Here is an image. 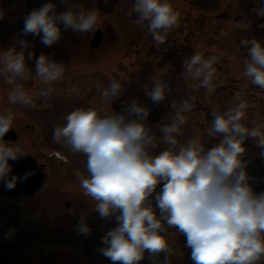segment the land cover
Masks as SVG:
<instances>
[{
    "label": "clouds",
    "instance_id": "clouds-1",
    "mask_svg": "<svg viewBox=\"0 0 264 264\" xmlns=\"http://www.w3.org/2000/svg\"><path fill=\"white\" fill-rule=\"evenodd\" d=\"M63 3L67 10L59 13L52 0L33 9L24 17L23 34L40 37L44 45L52 46L61 39V24L64 30L82 34L98 29V9L70 5L68 0ZM131 11L137 16V24L146 27L158 45L165 42L180 18L170 0H133ZM257 15L264 17V6ZM241 45L247 50L242 75L264 89V44L253 38L242 40ZM29 47L27 41L18 39L0 51V77L10 86V104L35 108L38 99H50L54 94L52 85L64 78L66 65L30 52L28 58L36 63L33 75L26 63ZM218 61L216 55L205 58L194 54L182 67L188 78L211 93L216 75L213 65ZM30 79L41 83L31 93L25 88ZM97 91L101 103L111 105L125 91L124 81L113 79ZM171 91L169 82L156 76L151 87L145 85L146 95L155 104ZM71 92L78 93L79 89L73 87ZM194 101L195 97L189 96L171 103L173 111L164 118L167 122L155 126L159 138L145 123L150 110L137 100L121 113L108 115H102L98 107L76 108L66 115L64 125L54 128V142L87 158L88 175L77 178L83 196L94 201L92 210L103 219L115 217L117 227L106 233L102 238L106 247L99 249L112 264H139L145 253L153 264L164 253L163 264H171L169 229L186 238L193 264H260L264 260V192L253 190L243 159L248 138L254 139L264 156V125L248 127L244 123L249 105L242 100L223 112L211 113L206 137H222L215 146L206 150L200 137L181 143L177 137L187 122L186 113L195 108ZM13 123L12 111L0 112V180L9 190L15 188L18 179L31 175L9 178V160L27 155L17 142L3 139ZM160 143L168 147L153 154ZM161 183L163 187L157 192ZM77 230L85 235L91 231L83 215Z\"/></svg>",
    "mask_w": 264,
    "mask_h": 264
},
{
    "label": "rangeland",
    "instance_id": "rangeland-1",
    "mask_svg": "<svg viewBox=\"0 0 264 264\" xmlns=\"http://www.w3.org/2000/svg\"><path fill=\"white\" fill-rule=\"evenodd\" d=\"M6 1L8 0H0V6ZM48 2L49 0H31L30 12ZM52 2L56 3L58 13L67 10L63 0ZM68 2L70 5L96 8L101 12V23L97 29L102 31L99 45L95 46L92 43L95 32L82 34L71 29L64 30L63 24L60 25L61 39L52 46L44 45L40 37L23 34V20L13 24L2 23L0 27V51L13 46L18 39L30 44L25 56L27 66L33 75L36 63L34 58H28L30 52L34 53L35 57L45 54L66 65L64 78L52 85L55 89L54 94L50 99H38L35 108L10 104L7 100L10 86L0 77V112L7 110L13 112L14 122L20 121L16 142L20 143L27 154L36 156L40 162H46L47 170L51 168L53 160L52 157L50 159L43 157L42 151L45 154H56L58 158L69 162L67 167L76 169L79 175L80 172L87 174L86 156L73 153L66 145L53 140L54 128L64 125L66 115L76 108L98 107L102 110V115H108L112 111L121 113L132 100H137L150 110L145 123L153 128L158 138L160 133L155 126L167 122L164 118L173 111L170 106L173 101L194 96L196 102L194 109L197 107L198 110H207L211 106L210 103L212 104L210 93L202 91V87L200 94L192 90L193 81L180 65L182 52L178 50L184 46L188 49L193 48L196 51L194 54H201L205 58L218 56L219 61L213 66H217L222 75H227L231 82L238 81L241 89H246L250 81L242 75L245 60L240 59L235 44L238 27L231 25L227 33L213 37V23L218 15L228 14L237 18L241 15L239 5H242L251 18L250 25L245 31L251 39L255 38L264 44V17L257 15L258 9L264 6V0H224L210 9L195 8L189 0H170L180 13V18L172 29L175 35L171 37V41L174 44L165 50L163 48L166 40L163 44H156L146 27L137 24V20H132L137 19V16L134 14V17L130 18L132 11L128 10V7L133 0H68ZM116 2L123 7L117 6ZM195 19H203L206 22L207 35L198 36L193 42L178 40V37L182 38L183 33L193 29ZM188 53L186 52V55ZM191 56L192 54H189L187 58ZM219 73L216 72L215 79L220 77ZM153 76L168 81L174 90L172 97L167 95L160 104H155L145 92V85L151 87ZM113 79L124 81L125 91L114 99L111 105L107 102L101 103L97 89L107 87ZM227 83V79H222L215 86L219 88L226 86ZM40 87L38 79L25 82V88L30 93ZM73 87L79 89V92H71ZM202 113L205 118L207 112ZM186 117L187 122L182 127V134L177 137L181 143H186L193 137H200L207 150L216 143V139L221 140L222 137H206L210 122L204 125L202 119L192 117L190 113H186ZM22 119L25 121L22 122ZM25 124L34 125V128H28ZM246 143L247 140L244 144ZM166 147H168L166 144L160 143L157 149L153 150V154H158ZM257 150L260 151L259 148ZM260 153L246 148L243 156L247 161L249 183L257 193L264 192V156ZM53 180L54 184L66 187L64 179L56 181L54 177ZM50 181L49 179L48 182ZM67 186L76 190L67 197L71 208H66L62 201L57 207V212L54 210L55 207L51 208L46 202L30 204L22 198L12 204L9 203L11 201L0 198V264H112L99 249L106 247L102 243L106 233L117 227L115 217L101 218L98 212L92 210L94 201L84 205L82 202V205L79 203L86 197L80 194L83 190L80 188L78 178L67 181ZM162 187L163 184H159L156 191L159 192ZM61 195L56 194L58 198H63ZM154 196L155 193L153 198ZM153 206L155 207L154 199ZM155 211L159 215V209L155 208ZM82 215L91 228L87 235L77 230ZM167 239L173 249L171 264H193L191 249L186 247V238L182 234L176 233L175 229H169ZM164 259L165 254L161 253L156 264H163ZM139 264L153 262L145 253V259ZM260 264H264V260Z\"/></svg>",
    "mask_w": 264,
    "mask_h": 264
},
{
    "label": "trees",
    "instance_id": "trees-1",
    "mask_svg": "<svg viewBox=\"0 0 264 264\" xmlns=\"http://www.w3.org/2000/svg\"><path fill=\"white\" fill-rule=\"evenodd\" d=\"M224 0H189V2L192 4L193 7L199 8V9H210L213 8L215 5L220 3ZM117 6L120 8L123 7L122 4L116 2ZM131 3L128 7V10L132 9ZM31 9V0H8L5 3H3L0 6V27L2 23H8L12 24L16 21L23 20L24 17L30 12ZM240 13L241 15L237 18H233L232 16L228 14H221L218 15L213 23L212 28V35L213 37H219L224 33H227L229 30V27L231 25H235L238 27V30L235 34V44L238 47L239 51V57L242 60H245L247 58V50L241 45L242 40L251 39L250 35L245 31L246 28L249 27L251 18L248 14L247 10L242 6L239 5ZM122 10V9H121ZM131 17H134V13H131ZM132 19V18H131ZM137 20V19H132ZM175 35L172 30L168 33V35L165 37L166 43L164 44V48L168 49V46L173 45L171 41V37ZM207 35V24L203 19H195L193 21V29L189 30L186 33L182 34V38L178 37L179 39H182L185 42H193L197 40V37H205ZM133 45V44H132ZM192 46V45H191ZM190 46V47H191ZM190 49V50H189ZM184 46L181 48V50H178V52H182L181 57V63L180 65H183L184 60L187 59V56L189 54L193 55L194 52H196L193 48H189ZM189 50V53H188ZM186 52L188 55H186ZM179 65V66H180ZM217 66H214L216 72H220ZM220 77L213 80V91L210 93V100L212 104L207 110H198L196 107V110H192L190 112V115L192 117H197L203 120L204 125L211 123L212 116L211 113L213 111L215 112H223L229 107H233L236 104H238L240 101H247L249 107L246 112V118L244 120V123L248 127H252L255 124H261L264 125V89H260L257 86L252 85L249 82V85L246 89H241L239 87L240 84H238V81H230L228 76L222 75L220 72ZM222 79H227L228 83L226 86L223 87H216L215 84L218 83V81ZM172 88V84H170ZM196 91L198 94L200 92L206 90L202 88L203 90H200L199 82L193 81L192 83V90ZM174 90L168 94L170 97H172ZM196 104V102H194ZM198 104V103H197ZM196 106V105H195ZM207 112L206 117L204 118V113ZM222 139V138H221ZM247 143L244 144L246 148L253 149L254 152H261V149L256 146L253 138L246 139ZM220 140L216 139V143H214L211 147L215 146L217 143H219ZM210 147V148H211ZM257 148L260 149V151L257 150ZM78 176V175H77ZM24 201L27 202L29 199L23 197Z\"/></svg>",
    "mask_w": 264,
    "mask_h": 264
},
{
    "label": "flooded vegetation",
    "instance_id": "flooded-vegetation-1",
    "mask_svg": "<svg viewBox=\"0 0 264 264\" xmlns=\"http://www.w3.org/2000/svg\"><path fill=\"white\" fill-rule=\"evenodd\" d=\"M25 120L22 119V122H24ZM20 121H15L13 123V128L10 129L11 131H13V133L15 134V138L13 140L8 139V138H3L5 142H12L15 143L17 141V129H18V124ZM21 122V123H22ZM28 128H34V125H27L25 124ZM11 135V133L7 132L5 134V136H9ZM20 145V143H18ZM27 154V153H26ZM27 155H31V154H27ZM42 155L43 157L50 159L52 157V163L50 164V167L47 170V166H46V162H40L36 156H33L34 159L36 160L37 164L45 171V180L44 183L42 184L41 188L36 192L35 195L33 196H20L18 198H12V197H2L0 196V198H4L6 199V201H11L9 203L14 204L13 202H19L20 199H22L23 197L29 199V201H27L30 204H39V203H47V205H49L51 208L55 207V212L58 211L57 207L58 205H61L62 201H63V205L66 208H71V203H69L67 197L69 194H72L74 191H76L75 189L67 186V181H73L75 179H77V175H79V173L76 171V169L72 168V167H67L68 163L67 161H65L64 159L58 158V156L56 154H50V153H44L42 151ZM54 158V159H53ZM67 169V170H65ZM81 175L83 176H87L86 173L80 172ZM56 181H59V179H64L63 181H66V187L64 188L62 185L60 184H54L53 182H55L54 180L52 181V179H54ZM51 180L50 182H48V180ZM69 185V184H68ZM62 194L61 196L63 198H58L56 196V194ZM83 192H80V194ZM85 199V200H84ZM24 200V199H23ZM90 199L89 198H83V201L81 200L79 203L84 205V204H90ZM81 204V205H82Z\"/></svg>",
    "mask_w": 264,
    "mask_h": 264
},
{
    "label": "water",
    "instance_id": "water-1",
    "mask_svg": "<svg viewBox=\"0 0 264 264\" xmlns=\"http://www.w3.org/2000/svg\"><path fill=\"white\" fill-rule=\"evenodd\" d=\"M102 40V31L96 30L93 35V45L97 46ZM11 135L4 136L13 140L15 134L9 130ZM9 164L12 166V171L9 173V178L12 176L23 177L26 173L31 175L26 180H17L15 188L9 190L5 187V182L0 180V196L18 198L20 196H33L41 188L45 180V171L37 164L36 160L31 155H26L17 160H9Z\"/></svg>",
    "mask_w": 264,
    "mask_h": 264
},
{
    "label": "crops",
    "instance_id": "crops-1",
    "mask_svg": "<svg viewBox=\"0 0 264 264\" xmlns=\"http://www.w3.org/2000/svg\"><path fill=\"white\" fill-rule=\"evenodd\" d=\"M21 21V20H20ZM23 21H24V19H23ZM13 24V23H12Z\"/></svg>",
    "mask_w": 264,
    "mask_h": 264
}]
</instances>
